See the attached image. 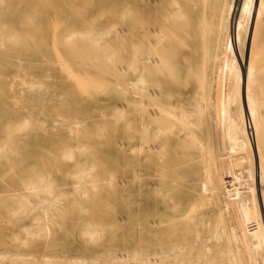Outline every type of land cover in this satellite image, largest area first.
Masks as SVG:
<instances>
[{"label":"bare ground","instance_id":"6f19581e","mask_svg":"<svg viewBox=\"0 0 264 264\" xmlns=\"http://www.w3.org/2000/svg\"><path fill=\"white\" fill-rule=\"evenodd\" d=\"M92 1L0 0V184L7 190L3 197L5 213L11 214L0 219V235L14 227L17 220L26 214H32L28 224L13 230L16 242L8 243L9 248L2 245V264H27L30 259H34L36 264L40 259L50 263L43 248L35 254L22 251L27 246L18 239L21 233H34L41 236L36 237L37 240H46L53 215L70 226L71 216L66 206L59 207V204L76 205L81 198L78 183L74 186L73 198L61 197L66 193L63 190H52L53 181L40 166L48 159H40L34 165H23L15 175L3 174L15 169L17 155H53L58 171L69 173L70 169H75L77 178L79 169L87 170V166L82 167L79 163L70 165L66 158L72 155L97 152L100 155H121L126 159V150L129 155L137 157L151 151L143 143L136 145L130 139L122 144L114 138L113 132L128 138L139 132L136 125L127 119L123 105H118L111 115L116 124L112 130L91 129L86 120L77 119L79 103L55 90V84L66 85L71 90L77 87L72 79L65 77L71 68L81 74L90 72L98 77L114 79L122 95L129 91L138 93L146 80L155 88L159 87V91L147 90L144 94L148 102L161 103V94L167 100L164 106L170 114L165 128V143L173 155H165L163 165L174 173L173 179L188 182L194 162H197L200 173H206L213 166V155H179L195 146L191 138L193 132L187 129V123L200 113L215 127L216 118H220L223 143L228 148L246 152L245 158L250 160L253 175L250 181L258 182L253 185H264L261 183L264 181V84L256 83L257 80L262 83L264 77L261 81V71L258 73L264 69V65L258 62V52L264 53V37H261L263 43H259L260 38H257V34L262 33L258 32L261 26L264 28V18L261 19L264 0H256L254 9V0H132L131 9L126 2L116 5L113 10L114 27L99 26L98 23L103 24L104 21L99 20L98 15L89 19L83 17ZM72 9L76 15L72 20H63L64 25L58 29L45 27L47 17ZM129 14V27L120 28L128 24ZM80 23L86 26L76 28ZM109 33H112L114 44L108 41L98 43L103 35ZM207 33L217 35V52L212 63L215 93L212 94L205 75L198 82L195 71V55L199 46H202L203 60L206 57L208 41L205 43L204 37ZM245 44L248 47L246 52ZM259 44L263 47H258ZM112 54L116 55L114 65ZM158 55L165 59L164 69L158 66ZM260 57L261 62L264 61V56ZM196 90L201 93L199 101L193 99ZM18 95H27L28 106L13 111L4 121L5 110L13 109ZM34 95L36 98L32 99ZM158 114V111L150 112L143 107L140 118L149 125L158 121ZM27 126L31 128L24 131ZM47 143L51 144L50 149L43 150ZM210 146L202 144L199 150L204 153L213 148ZM252 154L258 155L256 177L251 164ZM144 156L155 159V155ZM232 161L230 159L228 164L234 163ZM135 162L128 165H132L137 174ZM232 174H235L233 170ZM162 197L165 202H170L179 216L178 220L163 243L166 248L150 252L136 250L135 264H264V188L255 190L250 196L235 193L236 207L226 198L220 205L200 207L195 181L186 185L184 193L176 191L175 195ZM89 198L101 199L102 196L94 193ZM185 210L186 216L180 218ZM81 211L77 209V212ZM236 212L242 223L241 232ZM93 229L87 226L83 231ZM148 233L155 236L156 230L148 229ZM75 262H78L77 258ZM126 262L127 256L122 253L113 257L112 264Z\"/></svg>","mask_w":264,"mask_h":264},{"label":"rangeland","instance_id":"374dc122","mask_svg":"<svg viewBox=\"0 0 264 264\" xmlns=\"http://www.w3.org/2000/svg\"><path fill=\"white\" fill-rule=\"evenodd\" d=\"M209 1L213 2V0ZM221 1L226 2L228 0ZM122 2H126L130 7L129 9H131L132 0H94L89 7L85 9V13L82 15L83 17L85 16L86 19L91 18L92 15H98V19L104 21L103 24L98 23L99 26L114 27L115 16L113 10L117 4H121ZM253 4L254 9L256 8V0H254ZM111 11L113 12L111 13ZM130 14L128 15V24L122 25L120 28L126 29L129 27ZM74 17H76L74 9L65 11V13L52 14L47 17V24L45 27L51 30L58 29L64 25L62 23L63 20H72ZM262 18H264V14L261 15V19ZM80 19H82V16H80ZM262 21L264 22V19H262ZM85 26L86 24L80 23L75 27L84 28ZM260 29L261 31L258 32L259 34L262 32V36L257 34V38L261 40V37H264V28L261 26ZM210 36L211 35L207 33L204 37L205 43L208 41L206 43L207 52L205 60H203L202 46H199L198 53L195 55V71L197 75L196 80H198V82L202 79V76L205 75L208 81L207 87H209V93L212 94L213 92L215 93L212 84L214 76L213 59L217 52V35L213 33V35ZM111 37L112 33L103 35L98 43L105 44V42L108 41L110 44H114ZM260 40L259 43H263L262 40L264 39L261 40L262 42ZM256 44L258 45V43ZM260 45L263 47L264 43L263 45L259 44L258 47H261ZM247 48V44H245V52ZM262 51H264V49H262ZM236 52L237 59L240 60L237 49ZM258 54V62L264 65V61L261 62L260 57V55L263 57L264 53L259 51ZM115 57L116 55L112 54L111 60L113 65L115 64ZM157 58L159 59V68L164 69V57L158 55ZM262 60H264V58H262ZM263 70L262 68L258 71V73L261 71L262 74L259 75L260 78L258 76L256 77L261 81L263 78L262 83H259V80L256 79V83L260 85L264 84V77H262L264 76ZM65 77H67V80L72 79L77 87L71 90L66 85L61 86L60 84H55V90L58 93L70 97L73 99V102L77 101L79 103L80 113L77 115V119L86 120L91 129L99 127L100 129L102 128V130H112L115 129L116 124L111 115L116 112L118 105H123V111L126 113L127 119L130 120V124L136 125L139 132L132 138L121 136V134L113 132L115 134L114 138L122 144L128 143L130 139L131 142L136 145L143 143V146H146L145 148L150 147L151 151L149 154L145 152L141 153L139 157H137L136 155H129L130 152L126 150L125 158L127 160L121 155H100L97 152H92L89 155H72V157L66 158L70 165L73 166L74 163H76V165L79 163L80 165L82 164V167L87 166V170L81 171L79 169V176H77V178L74 176L75 169H70L69 173H65L63 170L58 171L54 166L53 155H17L15 169L12 172L5 171L3 174L15 175L19 170H22L23 165L29 163L34 165L40 159H48L47 162L40 166L44 167L43 172L46 171L49 173L50 179L53 181L51 185L52 190H63V192L66 193L60 195L61 197L67 196L73 198L74 186L77 183L79 184L78 191L81 198L76 205H66L64 202L59 204V207L66 206V210L69 216H71L72 222L70 226H67L59 216L53 215L49 222L50 228L47 231L46 240H37L36 237L41 236H35L34 233H21L22 235L18 240L24 242L23 245L27 246L24 247L22 251L24 250L35 254L37 250L43 248L49 255L48 261H50V263H44L40 259L38 261L39 264H112L113 257H115L116 254L122 253L127 256L126 264H135L134 257L136 250L150 252L154 249L159 250L160 248H166L163 243L167 240L172 225L178 220V214L169 205L170 202L168 203L162 200V196L167 197V195H175L176 191L184 193L186 185L192 184V182L195 181L198 188V205H200V207L209 204L220 205L224 198L229 200L233 207H236L233 199L235 193L239 192L243 195L250 196L255 190L257 191L264 188V185H253L258 182L250 181L253 175L251 173V167L249 166L250 160L249 158L246 159V152L240 149L228 148V146L226 147L225 143H223L221 138L220 118L219 120L216 118V127L210 119L202 118L203 116L200 115V113L196 114L193 120L187 123V129L193 132L191 138L195 146L192 150L185 149L181 151L179 155H213L214 163H212L213 166L209 171L206 170V173H202L201 171L200 173V169L197 167L198 164H196L197 162H194L193 164L195 167L193 172H190L188 182L177 181L173 179L174 173L163 165L165 162V155H173L170 154L168 146L165 143V128L167 127L170 114L168 109L164 106L167 100L164 94H161L159 95V101H161V103L156 104L148 102L144 94L147 90L150 92L159 91V87L155 88L153 83L146 80L143 82L144 88L138 93L129 91L126 95H122L120 89H118L119 87H116L114 79L98 77L90 72H82L81 74L79 71H75L74 68L68 70ZM54 81L56 82V77H54ZM26 96L27 95H18V102L12 107L13 109L9 107L5 110L4 121H6L13 111L28 106ZM200 96L201 93L199 90H196L193 99L199 101ZM35 98L36 96L34 95L32 99ZM31 106L34 107L33 105ZM143 107L147 108L150 112L158 111L160 113L157 117L158 121L149 125L146 121L144 122L140 118L141 109ZM28 108L29 107H27V109ZM30 128L31 126H27L23 130L27 131ZM116 130L120 131L119 128ZM70 143H73V140H71ZM263 143L264 141L262 144ZM202 144H206L207 146L211 145L210 148L213 147L210 149L212 152L210 150L204 153L201 152L199 149H201L200 146ZM216 145L217 148H215ZM50 147L51 144L47 143L44 145L43 150L50 149ZM214 150L217 152L215 153ZM224 151L226 153H224ZM143 155H155V159L151 156L149 158H145V156L142 157ZM253 156L254 154L251 156V164L252 168L254 167L255 169L254 172L256 177L257 169L255 166L257 164L256 157L258 159V155ZM235 158H239V160L236 161ZM230 159L234 162L231 165L228 164ZM135 161H137V174L132 165H128L136 163ZM248 168L249 171H247ZM232 170L235 174H232ZM229 173L231 176L228 177ZM244 174L248 175V177L246 178ZM194 177H196V180ZM261 183H264V181ZM6 193L7 190L4 185L0 184V219L7 218V215L10 217L11 215L10 213H5L6 202L3 201V197ZM94 193H98L102 198H89L90 195ZM148 194L151 195L150 198ZM172 202L174 203V201H171V203ZM76 208H80L82 211L77 212ZM186 212L185 210L180 218H184ZM31 215L32 214H26L24 218L17 220L14 227L4 230V234L0 235V250L4 249L2 245L8 247V243L16 242V238L12 235L14 232L13 230L17 229L18 226L21 228L28 224ZM235 217H237L241 232L242 223L238 212H236ZM87 226L90 227V229H94L87 232L83 231ZM148 229L156 230V235L149 234ZM12 251L17 250L12 249ZM75 258H77L78 262H75ZM2 263L3 261L0 260V264ZM27 264H36V262L34 259H30L27 261Z\"/></svg>","mask_w":264,"mask_h":264}]
</instances>
